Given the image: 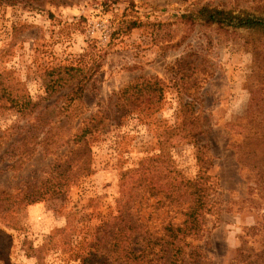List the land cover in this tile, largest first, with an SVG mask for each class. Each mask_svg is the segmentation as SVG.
Returning <instances> with one entry per match:
<instances>
[{"label":"rangeland","instance_id":"rangeland-1","mask_svg":"<svg viewBox=\"0 0 264 264\" xmlns=\"http://www.w3.org/2000/svg\"><path fill=\"white\" fill-rule=\"evenodd\" d=\"M203 6L264 17V0H0V71H12L35 102L44 96L47 68L99 64L82 99L70 106L60 96L66 88L29 116L0 114V191L14 197L44 182L51 163L71 148L72 138L65 143L80 122L98 111L108 114L109 98L133 79L156 76L165 85L156 113H113L91 138L89 175L33 204L0 207V229L11 241L3 251L7 241L0 237V258L82 264L131 194L140 167L146 179L141 207L128 213L133 220L139 214L153 228L178 224L183 217L175 208L152 207L147 184L169 187L206 172L214 194L194 242L199 261L264 264V35L182 18ZM130 21L139 26L128 30ZM180 58L192 63L185 83L198 78L190 95L168 70ZM180 103L197 116L193 137L171 134L184 118Z\"/></svg>","mask_w":264,"mask_h":264},{"label":"trees","instance_id":"trees-1","mask_svg":"<svg viewBox=\"0 0 264 264\" xmlns=\"http://www.w3.org/2000/svg\"><path fill=\"white\" fill-rule=\"evenodd\" d=\"M182 18L191 24L199 21L206 26L216 25L233 32L240 29L264 35V17H255L246 12L233 14L231 11L203 6L195 14L182 15ZM138 26L139 23L136 21H130L127 29ZM98 66V63L93 62L88 68L59 64L47 68L44 71L41 85L44 96L39 97L36 102L24 87H20L22 84L12 77V71H0V114L4 111H14L20 116H29L38 109L43 100L49 99L66 88L68 91L60 96L66 99L70 106L75 99H82L85 87L91 81ZM168 70L175 75L177 81H181L180 89L183 93L189 94L187 92L189 89L198 88L197 77L190 79V84H187L189 83L187 79L190 77L187 71L192 70V63L186 62L184 58L176 60ZM164 90V82L156 76H139L119 88L109 98L108 114L104 110L98 111L80 122L74 134L65 143L67 145L72 138L71 148L51 163L48 167L47 179L39 185L26 187L14 197L1 190L0 207L3 206L5 211H9L10 206L33 204L46 195L51 196L62 192L80 178L89 175L92 172L91 138L105 128L111 115L126 110L154 114L160 108ZM179 106L180 111L184 112V118L179 124L181 128L177 127L180 130H170L171 134L183 131L187 133L186 135L193 137L196 133L193 126L197 116L194 115L189 103H180ZM50 130L51 128L46 129L43 136L46 137ZM45 137L40 138L38 142H45ZM180 137L185 139V135ZM239 149L238 145L235 146L237 162L241 164L242 154ZM20 159L21 157L17 160ZM139 168L135 169L138 176L132 181L131 194L127 195L124 201H120L118 214L113 218L102 242H99L94 250L88 251L82 264H201L199 261L201 251L194 242L202 237L204 215L211 211V198L214 193L213 185L205 181L209 178L208 175L205 176L206 172H201L198 179L180 180L176 184L166 186L167 189L164 185L157 186L149 182L146 189L149 196L155 199L152 207L155 209L164 206L173 207L183 217L178 224L169 220L165 225L153 228L147 225V221H144L147 218L141 219L138 214L133 220L128 214L135 204L139 203L136 211L141 207L143 195L141 190L146 176L143 179L144 174L139 172L142 168ZM0 237L3 242L7 241V245L3 243L2 250L4 251L11 242L10 237L2 229H0ZM38 249L41 250L42 246ZM0 260L3 264H9L6 254L2 255Z\"/></svg>","mask_w":264,"mask_h":264}]
</instances>
